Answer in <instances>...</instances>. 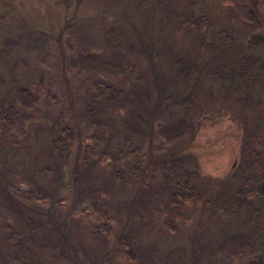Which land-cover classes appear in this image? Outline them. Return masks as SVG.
Here are the masks:
<instances>
[{"label":"rangeland","instance_id":"obj_1","mask_svg":"<svg viewBox=\"0 0 264 264\" xmlns=\"http://www.w3.org/2000/svg\"><path fill=\"white\" fill-rule=\"evenodd\" d=\"M158 3V0H0V98H12L20 87L30 89L39 98L40 115L44 117L41 126L48 129L43 134L30 131L16 148L0 143V264L7 262L4 255L12 249L5 241L7 223L13 231L29 238V246L41 264H212L211 254L205 250L197 253L199 246L207 249L225 235L246 229L238 228L242 216L233 221L228 215H215L202 201L187 203L181 209L185 216H172L171 228L166 231L161 228L168 213L151 212L153 208L163 210L168 195L163 194L158 184L163 151L157 150V138L149 141L138 134L133 137L135 143L141 144V153L147 160L143 189L121 193L112 187L108 173L113 163L108 157L93 156L95 164L90 166V176L78 174L88 146L94 143L91 127L78 120L77 113L93 95V79L129 90L146 85L156 98L160 92L156 82L165 88V93L183 94L194 88V92L208 98L200 97L196 111L192 112L194 134L179 150L181 155L191 156L193 168L204 177L231 180L247 164L241 151L247 132L252 135L251 145L258 154L254 166H264V87L259 88L264 85V80L259 83L264 70L253 84L251 102L246 108L233 101L241 94L239 90L232 88L229 97L226 93L217 97L219 82L204 77V71L216 65L221 57L232 56L226 51L232 41L239 53L259 56L261 63L264 0H162L166 6L164 13L159 11ZM169 5L172 14L207 17L203 45H199L192 30L187 35L178 33L168 22ZM113 25L127 36V41L108 46L104 43V31ZM221 30L226 34H221ZM139 37L147 38L152 47L161 46L159 54L152 57L157 63H150L145 54L135 50ZM170 51L200 62L204 69L200 80L193 82L191 78L192 82L183 83L178 76L166 85L167 76H174L162 55ZM90 52L106 58L115 52V60L123 56L136 66L132 71L111 72L90 70L75 62ZM257 67L253 70H262ZM160 72L165 75L161 77ZM153 74H158L156 80ZM170 98L165 100L164 110L154 125L175 120L178 100L172 102ZM134 109L129 105L108 113L115 130L108 145L103 141L93 145L95 152L116 148L117 139L128 133L124 119L139 121ZM138 124L144 127V122ZM64 127L70 128L68 157L48 158L49 152L43 148L51 136L56 137L57 133L64 136L61 133ZM246 147L244 142L243 152ZM56 160L59 168L54 171L60 170L59 178H51L53 171L40 174L41 167H49ZM236 182L230 185L231 190L237 187ZM16 189L33 190L43 200L24 199ZM102 208L112 214L113 229L106 235V244L99 246L89 239L85 227L102 221L98 216ZM218 255L217 250L214 256ZM248 259L253 256L238 259L234 264H243Z\"/></svg>","mask_w":264,"mask_h":264},{"label":"trees","instance_id":"obj_2","mask_svg":"<svg viewBox=\"0 0 264 264\" xmlns=\"http://www.w3.org/2000/svg\"><path fill=\"white\" fill-rule=\"evenodd\" d=\"M158 2H160L158 3L160 5L159 11L165 10L166 6L162 4V0H158ZM166 19L175 27L178 33L187 35L192 30L191 33L195 34V39L199 42V45L204 44L203 35L205 31L203 30L208 26L209 20L207 17L203 15L196 16L191 13L172 14L171 5H169ZM204 26L205 28H203ZM220 32L226 34V31L221 30ZM104 33V43L108 46L109 44L113 45L114 42H120V40L127 41L125 39L127 36L124 37V33L114 25L105 30ZM135 50L145 54L150 63H157L153 62L152 57L154 53L155 55L159 54L161 46L152 47L150 42H147V38L139 37ZM226 51L232 55L229 59L221 57L216 65L205 71L200 62H197L196 59L190 61L184 53L179 54L171 51L170 54L165 53V55H162V60L167 62L170 67L169 70L174 76H167L166 85L178 76L183 83L192 82L193 79V82H196V80H200V74L204 71L205 78L209 77L211 81L217 80L219 82L220 89L217 90V97H222L225 93L229 97L233 88L241 92L233 101L240 107H248L247 103L251 102L250 92L253 84L256 83L255 80L259 79L264 70V59L259 63V56L239 53L238 46L233 41L228 42ZM110 54L111 58H106L102 54L90 52L85 56L76 58L75 62L90 70L125 72L132 71L135 68L136 64L125 61V57L121 56L120 59L115 60L117 54L115 52ZM255 65L257 69L262 70L254 71L253 67ZM159 75L163 77L165 74L160 72ZM157 77L158 74H153L154 80ZM260 78L262 79L259 83L262 84L264 73ZM147 82L151 84V80H147ZM92 85L94 87L93 95L82 103L77 113L78 120L83 122L85 126L91 127L93 145L102 141L105 145H108L111 141L115 125L107 116L110 111H118L130 105L133 109L135 107L134 110L139 121L137 119L133 121L124 119L128 133L117 139L116 148L113 150L108 151L102 148L95 152L93 145L88 146L82 163L83 167L78 171V174L81 177L90 176V166L95 164L93 156L108 157L109 161L113 163L108 173L109 183L112 187L115 186L121 193L143 189L142 182H145L147 160L144 159L146 155L141 153V144L135 143L133 137L138 134L142 136V140L147 138L149 141L152 138H157V150L158 152L163 151V157L161 156L160 165H158L160 177L158 184L159 188L164 190V193L161 192L163 194L168 192V195L164 209L153 208L151 212L168 213L169 217L161 228L163 227L165 231L171 228V224L173 225L172 216H185V212H182L181 209L187 203L202 201L215 215L217 213L228 215L232 217L233 221H236L238 216H242L238 228L246 229L225 235L216 245L208 246L207 249L199 246L197 253L205 250L213 257V263L234 264L236 260L251 255L253 259H248L243 264H264V166H261V164L254 166L256 164L254 159L257 158L258 154L251 145L252 135L245 132L242 141V158L247 162L244 171L232 175L231 180L206 178L193 168L195 165L193 158L181 155L182 153L179 150L186 145L187 140L193 137L195 127L192 121V112L196 111L197 105L201 101L200 97L204 100V97L208 98L207 95H200L198 91L194 92L195 89L192 87L183 94L172 93L171 91L165 93V88L161 87L159 82L155 83L157 91L160 89L157 98L149 92L146 85L140 88L133 86L129 90L96 79L92 80ZM263 87L264 85H261L259 88ZM208 92L214 94L213 91ZM153 96L156 98L155 101L152 100ZM168 98L172 102L178 100L177 105L179 106L174 110L175 120L171 118V120L167 119L163 123L154 125V122H157L160 113L164 110L165 100ZM38 105V96L25 87L17 88L12 98H0V143L10 148H16L22 139L29 136L30 131L37 134H43L47 131V128L44 129L41 126L44 117L40 115ZM141 122H144V127L138 126V123ZM69 129V127L62 128L61 133L63 132L64 136L58 133L56 137L51 136L48 144L43 148L44 151L49 152L48 158L55 156L59 159H66L68 157L71 142ZM131 133H134V135H131ZM244 142L247 147L246 151L243 152ZM56 163L59 162L56 160V162L49 164V167L48 165L41 167L40 174L45 175L53 171L51 178H59L60 170L54 171L55 168H59ZM166 163H168V167L165 166ZM235 182L237 187L231 190L230 185ZM151 185L153 184L151 183ZM16 192L27 200H43V197L33 190L16 189ZM212 194H215V196L211 197ZM159 196L162 198L161 195ZM155 198L158 200L157 197ZM98 216L102 218V221L86 226L85 231L91 241L103 246L106 244V235L111 233L113 229L111 223L113 216L107 208H102ZM219 218L220 215H217L216 219L219 220ZM4 228L7 231L5 241L12 247L4 255L5 261L12 264H41L37 253L29 246V238L13 231L9 223L5 224ZM217 250L219 255L214 256Z\"/></svg>","mask_w":264,"mask_h":264}]
</instances>
